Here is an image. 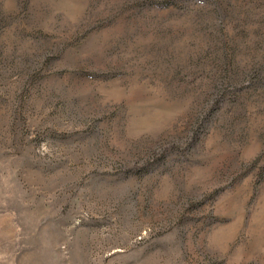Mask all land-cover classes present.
I'll return each instance as SVG.
<instances>
[{
  "label": "rangeland",
  "instance_id": "obj_1",
  "mask_svg": "<svg viewBox=\"0 0 264 264\" xmlns=\"http://www.w3.org/2000/svg\"><path fill=\"white\" fill-rule=\"evenodd\" d=\"M0 264H264V0H0Z\"/></svg>",
  "mask_w": 264,
  "mask_h": 264
}]
</instances>
